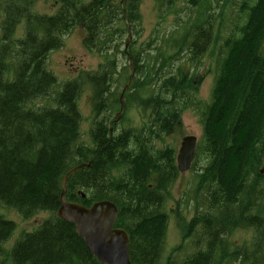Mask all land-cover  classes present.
<instances>
[{
	"label": "trees",
	"instance_id": "16d2710c",
	"mask_svg": "<svg viewBox=\"0 0 264 264\" xmlns=\"http://www.w3.org/2000/svg\"><path fill=\"white\" fill-rule=\"evenodd\" d=\"M37 1L0 5V206L25 221L41 213L50 217L22 235L0 264H100L73 225L57 218L62 180L80 165L67 180L65 200L87 208L113 203L115 227L128 235L131 264H264V0H235L237 15L208 71L213 84L206 102L196 99L201 78H195L219 15L211 0H185L195 17L187 11L174 32L141 45L124 43L119 2L132 33L146 0H56L55 13L46 15L32 11ZM150 1L161 20L177 12L176 0ZM214 1L224 6V0ZM23 19L24 36L15 39ZM76 28L84 32L83 49L101 63L83 81L59 89L46 61ZM125 57L128 65L119 66ZM128 77L130 102L143 125L115 133L108 123L119 104L115 88L125 89ZM84 87L94 114L90 147L80 143ZM46 99L51 106H38ZM191 109L201 125L194 162L201 165L190 169L196 170L189 192L193 215L186 221L183 210L172 214L185 239L196 235L195 243L184 257H163L164 206L178 172L174 149L157 150L154 142L179 131L181 114ZM14 231L15 224L0 216V258ZM240 231L250 232L251 241L232 245L229 238Z\"/></svg>",
	"mask_w": 264,
	"mask_h": 264
},
{
	"label": "rangeland",
	"instance_id": "374dc122",
	"mask_svg": "<svg viewBox=\"0 0 264 264\" xmlns=\"http://www.w3.org/2000/svg\"><path fill=\"white\" fill-rule=\"evenodd\" d=\"M212 1V7H215L218 10V19L212 31V44L209 47V50L205 57L202 60V66L199 69L195 80L201 78V83L197 91L196 99L201 102H206L209 100L212 84H213V75L208 73L211 68L212 62H214L215 56L217 54V46L220 44L221 39L227 34L228 29L231 27L232 21L237 15V1L235 0H224L221 3H224V6ZM56 0H40L36 2L33 6V12L37 14H54L57 7L55 5ZM121 2H119L120 5ZM219 7L221 8L220 14ZM176 13H169L163 15V19L159 18V15L155 12V5L152 1L146 0L140 6V23H136L133 27V32H129L124 37V43L127 42V45L133 41L137 42L138 45L145 44L151 41H154L156 35L164 33L169 35L174 32L177 28V20L185 21L187 19V11L194 18L195 11L190 10L185 0H176ZM165 19V20H164ZM21 29V28H20ZM22 30V29H21ZM24 36V30L22 32L18 30L15 34V39H21ZM84 32L81 28L74 29L68 36L63 38V47L58 50L51 52L48 55L46 64L49 71H51L57 78L58 88L60 89L67 81H83L82 79L87 73H94L97 70L100 59L86 52L82 47V39ZM122 49H124L122 47ZM128 65V59L125 57L120 58L119 66L124 67ZM114 81V79H113ZM129 77L126 82H124L125 89L122 87L123 84L115 88V94L119 99V104L115 107L113 115L110 117L108 122L113 124L114 121H117V124L114 125L115 133L128 130H140L143 125V116L136 108V104L130 102L133 90L128 93L130 82L128 84ZM128 84V85H127ZM127 85V87H126ZM128 93V97H127ZM123 95L122 104L120 102V97ZM46 99L43 102L38 103V106H51V101ZM78 108L81 114V139L80 143L85 146H91L90 140V131L92 130V121L94 118L90 92L87 87L83 88V93L78 99ZM123 109V110H122ZM108 125V126H109ZM187 136H193L199 140L201 136V125L199 114L196 110H187L181 114V126L180 130L165 136L163 140L154 142L155 148L157 150L162 148H172L174 149V154L177 153L180 142L182 138ZM201 161L196 162L193 166L199 170ZM196 170L186 172L184 174H178V177L169 190L167 198L165 201L164 210L168 214V226L164 242L163 257L172 256L173 254L180 258L184 257V254H190L191 246H194V236L191 238L185 239L184 231L180 222L177 221V213L183 210V216L188 221L192 215L193 210L191 209L192 203L189 200L190 191H193L196 183ZM179 203L178 206H176ZM177 211L176 214L172 212ZM187 214V215H186ZM0 216L8 221H12L15 224V231L13 232L11 238L5 242L2 247L4 249V255L1 256L0 262L7 263L9 260L8 253L11 250V247L16 243L20 236L25 233L33 232L42 221L48 219L50 214L41 213L37 216L31 218L30 220H23L20 215L17 214L15 210L3 208L0 206ZM201 230V229H200ZM192 240V241H191ZM230 243L233 245L241 246L244 242L251 241L250 232H235L230 238ZM230 244V245H231ZM183 247V248H180ZM203 249V248H202ZM177 250V251H176Z\"/></svg>",
	"mask_w": 264,
	"mask_h": 264
},
{
	"label": "water",
	"instance_id": "95a60500",
	"mask_svg": "<svg viewBox=\"0 0 264 264\" xmlns=\"http://www.w3.org/2000/svg\"><path fill=\"white\" fill-rule=\"evenodd\" d=\"M123 11L125 15L124 8ZM124 21L129 32V25L126 20ZM196 144L197 139L193 136H187L181 140L176 156L179 173H185L190 169ZM81 168L83 166L72 168L62 180L58 218L73 225L76 235L83 241L88 253L100 264H131L127 234L115 227L117 208L113 203L101 201L87 208L76 203H69L64 199L68 178ZM260 173H264V160ZM79 196L83 198L82 194Z\"/></svg>",
	"mask_w": 264,
	"mask_h": 264
},
{
	"label": "flooded vegetation",
	"instance_id": "af4514ba",
	"mask_svg": "<svg viewBox=\"0 0 264 264\" xmlns=\"http://www.w3.org/2000/svg\"><path fill=\"white\" fill-rule=\"evenodd\" d=\"M7 1L8 0H0V5L2 6V5H5L6 3H7ZM40 1V0H39ZM26 3H28L27 1H25ZM33 6H34V4H33ZM32 9H33V7H32ZM32 13V12H31ZM33 14V13H32ZM38 15H40V14H38ZM4 20H5V14H4V11H1L0 10V32H1V24H2V22H4ZM24 26H25V19H23V20H21L20 21V23H19V25H17V27H18V30H20L21 32H22V30H24ZM22 30H21V29ZM16 32H17V30H16ZM16 32H15V34H16ZM117 124V121H115L113 124H112V126H114V125H116ZM112 126H110V128H109V135H110V137L113 135V132H112V130H111V127Z\"/></svg>",
	"mask_w": 264,
	"mask_h": 264
},
{
	"label": "bare ground",
	"instance_id": "6f19581e",
	"mask_svg": "<svg viewBox=\"0 0 264 264\" xmlns=\"http://www.w3.org/2000/svg\"><path fill=\"white\" fill-rule=\"evenodd\" d=\"M198 142V141H197ZM196 146H197V144H196ZM195 154H196V149H195V153H194V157H193V160H192V162H191V165H190V169L193 167V165H194V162H195ZM176 156H177V153L175 154V166L177 165L176 164ZM263 160H264V157H263ZM80 166H83L84 167V165H80ZM86 166H88V165H86ZM262 167H263V163H262ZM262 167H261V169H262ZM82 169V168H81ZM189 169V170H190ZM261 169H260V171H261ZM176 170H177V166H176ZM259 171V172H260ZM177 172H178V174H184V173H179V171L177 170ZM186 173V172H185ZM261 174V173H260ZM264 174V173H263ZM60 196H61V194H60ZM59 200H60V198H59ZM59 204H60V201H59ZM60 206V205H59ZM59 209V208H58ZM58 211V210H57ZM121 229V228H120ZM123 230V229H122ZM124 231V230H123ZM125 232V231H124ZM126 233V232H125ZM127 234V233H126ZM127 237H128V235H127ZM128 243H129V239H128ZM85 246V245H84Z\"/></svg>",
	"mask_w": 264,
	"mask_h": 264
}]
</instances>
